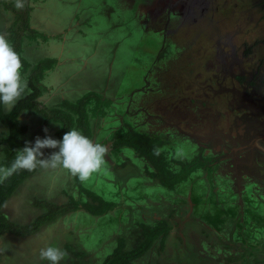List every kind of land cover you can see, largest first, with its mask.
Instances as JSON below:
<instances>
[{"label": "rangeland", "instance_id": "1", "mask_svg": "<svg viewBox=\"0 0 264 264\" xmlns=\"http://www.w3.org/2000/svg\"><path fill=\"white\" fill-rule=\"evenodd\" d=\"M105 1H107L106 6L110 7V11L106 12L107 16L114 15V24L119 25L117 32H126L122 29L123 26H126L130 35L138 39L142 34L146 38H153L154 34L151 32H154L156 34L155 53L158 52L160 46L158 37L163 36L161 40L167 44L163 53L151 55L140 51V55L136 58L132 52H127L129 54L127 60H132L139 65V68H142V70H137V79H140V82L136 86L137 89L129 94V100H132V103L126 111L123 110L126 108L121 98L115 105V108L120 110L112 111L109 110V107L108 111L102 109L104 112L111 113V115L107 113V116L114 115L116 118L112 121L108 117L107 122L110 125L107 124L106 128L103 125L104 120L100 118L103 116V111L100 109L99 103L89 108L88 98L84 101L82 110L86 113L88 125L91 126L88 121L90 120L93 122L96 132L97 130L107 132L100 140L94 139L97 133L93 136L91 133L92 137L90 136V138L94 142L106 145L109 152L105 157L108 167L104 166L89 178V190L85 184L82 188L92 193L93 191L99 193V197L109 208L101 214L100 218L90 216V218H85L84 222L77 219L78 223H91L87 225L90 226L88 233L86 229L82 230V228L77 231L74 227L73 229L66 227L59 233L58 236L62 238L63 245L65 241L68 242L65 247L63 245L61 247L69 253L68 258L62 260L60 264H100L122 242H124L125 250L137 248L143 239L142 231L145 227L153 228L157 225V227H165L166 224L169 225V230L164 240V248L160 245L161 237H159L143 256L132 260L131 264H225L222 260L225 261L228 258L225 257V253L223 256L220 255L216 249V247L226 248L225 236L217 238V241L215 237H207L203 234L202 236L209 242L201 241L202 237H198L199 231L203 229L202 222L204 221L193 213L192 192L187 194L193 182L188 181L173 190L168 189L171 193L169 196L151 194V192H155V187L161 188L162 186L158 180L148 174L149 163L131 149L126 151L123 148L122 152L118 153V158H115L112 152L117 148L113 145L112 137L118 128L124 131H135L144 137L157 138L161 141L160 147L167 153H171L173 168L177 169L179 163L188 162L187 156L191 153H196L195 156H197V153L205 148L203 141L208 145L214 144V142L212 143L214 136L222 133L221 138L229 137L241 123L243 125L249 123L248 127H254L259 132L263 130L264 7L262 0H171L172 6H169V0H158L155 2L154 9L149 11L150 20L146 24V32L141 29H139L140 31L132 29L131 22L128 25L123 22L120 26L118 22L120 17H117L116 14L120 10L119 7L122 6L121 9L126 11L124 16L131 15L128 12L130 10V6L127 4L129 0ZM90 2L94 3L95 0H90ZM83 4L84 2L81 3V5ZM171 14L175 15L167 23L165 19ZM130 20L128 19V21ZM138 23L140 22L138 21ZM139 40L141 41V39ZM130 42L127 41L125 45L127 48H131L134 53L137 50V45L134 46ZM84 44L90 46L88 43ZM108 44L110 47L112 46V43L108 42ZM125 45L120 46L125 47ZM121 49L123 50V48ZM110 57L111 54L108 58ZM148 62H152L153 68L149 73L145 69ZM126 64L123 55L118 65L112 66L113 75H110L105 68L99 73L106 72V76L109 75V78H106V84L109 79L113 85L120 79L117 70ZM94 77L91 78L94 79ZM115 80L117 82H114ZM38 88L41 86L39 85ZM95 94L97 95L91 96L97 98L100 95ZM111 98L116 101L114 95ZM111 102L110 99L102 104L107 107ZM71 115L77 117L75 112ZM35 119L33 117L25 119V115L22 116L23 124L26 123L29 127L28 133L21 135L20 139L25 136L27 142L33 143L37 136L42 137L45 134L46 137L56 129L50 126V123L53 122L44 124V126L38 124L32 128L36 131L31 137V121ZM45 128L48 129L47 133L44 131ZM113 129L115 130L113 131ZM110 131H112L111 134ZM4 132L5 127L0 124V137L4 135ZM259 136L251 135L246 140L254 141L257 145ZM176 138L180 140L175 141ZM172 140L179 143L176 146L177 153ZM259 141L264 145V140ZM227 157L229 156H225L222 160L225 161ZM207 168L209 165L196 171L198 178H195L194 181H197V187L201 191H206L208 187ZM45 170L38 177L43 182L52 173L59 174L62 171L68 173L60 168ZM110 174L111 182L119 186L121 191H129L135 186L137 189L134 188L129 194H136L139 198L147 200L146 202H136L126 199L128 203L124 208L127 210L126 215L128 214L129 221L128 225L122 228L126 230L123 231L124 233L118 232L116 225L113 224L115 221H119L117 219L119 204L118 201L111 199L110 194L114 192V188L108 182L103 181V176L109 177ZM65 176H69V173ZM95 182L100 188L92 187ZM36 183L37 178L29 186L24 183L21 195H16L20 190L18 186L13 197L4 205L3 211L16 222L26 223L43 212L31 203L34 197L46 198L47 201L56 203L66 201L67 194L62 192L46 196V192L43 193ZM60 187L57 184L55 188L59 189ZM147 190L150 192L148 197L145 193ZM73 196L80 198L79 190ZM9 207L13 210L10 211ZM65 220L67 223L72 222V218L68 216L65 217ZM118 237L119 239H117ZM33 239L38 240L35 247L37 254L28 258L15 255L14 263L9 260L7 264H49L48 261L41 260L39 257L40 250L48 246L45 245L46 241L39 237V233ZM108 239L106 245L105 241ZM51 243L60 247V239L55 236L52 237ZM101 244L106 246L102 247ZM210 245H213L214 248ZM86 247L90 249L87 252L88 255L81 251ZM17 249V246H11L10 243L7 247V251L15 252ZM26 250H29V247ZM249 252H253V255L246 256L247 264H257L254 257L264 256L261 249L255 251L254 248H250ZM75 255L77 258H74ZM237 260L242 263L244 258L238 257Z\"/></svg>", "mask_w": 264, "mask_h": 264}, {"label": "flooded vegetation", "instance_id": "2", "mask_svg": "<svg viewBox=\"0 0 264 264\" xmlns=\"http://www.w3.org/2000/svg\"><path fill=\"white\" fill-rule=\"evenodd\" d=\"M44 1L47 2L49 0H44ZM61 1L64 4L63 7L60 9L62 10L61 11L62 13L60 14L65 15L67 18H69L73 14V12L75 13L76 10L80 9L77 5H75L74 0H61ZM157 1L158 0H129L127 4L130 6L129 8L130 10L128 12H130L131 15L124 16L126 11L121 9L122 7L121 6L119 7L120 10H118V13L116 14L118 15L117 17H120L118 21L124 22L127 25L128 23L131 22L130 26L132 27V29L134 30L141 29L145 31L146 24L150 20L149 11L154 9L155 2ZM170 2L171 0H169V6H172L171 4L173 3ZM42 3H43L42 0H27V3L26 0H24V7L22 9H19L16 7V0H0V19H3V22L5 23L4 24L5 28L2 31L8 33V38L10 40H11L10 34L12 31L20 33L22 37L21 50H22V44L26 40V38H28L31 42V40L32 41H36L39 39L42 40L45 35L44 30H41L39 27L34 28L32 23L34 18L33 12H35V10L37 9L38 10L45 9L44 7H42ZM106 9L110 11V7L106 6L105 10ZM174 15L175 14H171L165 19L167 23H169V20ZM8 16H9L8 19L9 21L7 20ZM128 19L131 20L133 19V20L128 21ZM138 21L140 23H138ZM151 33L154 34L153 38L151 37L146 38L144 34L140 35L139 39H141V41L138 38L134 37L133 35H131L130 37L127 36L125 37L124 35L120 39L122 45L126 44L127 41H131L130 43L134 46L137 45L136 46L137 50L134 53L131 48L126 49L128 52L130 53L132 52L133 56L136 58L138 57V55H140V51L149 53L151 55L163 53L162 51L166 49L165 46L167 44L166 42L161 40L163 36L161 38L160 37L157 38L160 41L158 42L160 43V46L158 52L155 53L156 34L154 32ZM138 41H140L139 44ZM50 42L49 44H51ZM33 43L36 44L35 42ZM37 47L38 46L36 45V48ZM96 55L97 54L95 53V51L89 54L88 52H86V48H83L81 49V53L78 52V54L69 56V58L65 60V63L68 66L71 65V66H75V67L77 66L87 69L89 66L91 67L92 64H94V62L96 61L94 60ZM20 56H21V51H20ZM21 57L23 58V56ZM122 57L123 54H119V59L117 61L111 60V62L106 64L107 68L111 69V66H113L114 63L115 64L119 63V60ZM47 59H48L47 57H44L43 59H41L36 63V66L39 65L41 62V63H47L44 65L46 67L48 66L50 68L53 67V69H56L55 67L59 68L58 66L61 61L59 57H56V59H54V63L53 61L50 60L46 61ZM97 62L99 63L98 65L100 66L101 64H103L100 63V61ZM151 65L152 62H148V66L145 67L148 73L153 69ZM138 66L139 65L135 64L133 61H130L129 64L124 65V67H127L124 80L122 81L121 78L122 75H118L120 77L118 84L121 83L119 91L117 92V94H116V89L114 90L112 89L109 92V94L111 95L116 94L115 95L116 101L115 100L113 101V98H111V96H109L108 94H106L105 96L103 94H100L97 98H95V96H91L97 94L91 92L89 93L88 88H85L86 81L84 79H86V77L84 76L86 74L84 73H83L84 75L83 74L76 75L79 81L76 82L71 81L70 83L71 93L72 94L78 93V95H75L76 96L75 99H77L76 102H79L81 99H83V97H86V99L88 98L91 104V105L88 104L89 108H92L91 107L92 105L100 102L99 103L100 109L106 111H108V107L109 110L112 111L118 110L119 108H115V105H117L116 103L120 101L121 98V101L122 102L124 101L123 105H125L126 108L123 109L122 107V109L126 111L132 103V100H129V94L134 89H137L136 86L138 85V82H140V79H137L138 76L137 70L139 69L142 70V68H139ZM63 72L65 71L62 70V73ZM122 72L123 71H121L120 74H122ZM26 73L27 70L26 72H23L24 76ZM44 73L45 75L48 74L47 70H45ZM65 74L68 75V72H66ZM106 78H109L108 74L106 76V72H104L103 74L99 73L98 76L94 77V79L88 77L89 83L87 84V86L90 89L102 93H108L107 89H104V85L109 86L110 84L114 88L118 89V87H116L117 83L112 85L111 82H108V84H106ZM128 81L129 84L126 86L125 83ZM79 86L83 88L72 90L73 89L72 87H79ZM82 89H86L87 93L85 94L79 93V90ZM67 96L68 95L66 94L65 97ZM110 99L112 100V102L109 106L106 107L105 105L102 104L105 101L108 100L110 101ZM102 113L103 116H100V118L104 120L103 125L104 128H106L105 126L108 124L107 122L108 117H110L112 121L115 120L116 118L114 117V115H112L111 117L110 112L108 113L103 111ZM107 113L110 115L107 116ZM88 121L89 124H91L90 120ZM108 125H110V123ZM248 125L249 123H245L244 125L242 123L239 124L236 130H234V132H232L229 137L221 138L220 136H222L223 133L214 136V138L212 139V143L214 142V144H209L210 146L208 144H205V141H203L205 148H203V150L199 152H201L202 156H205L207 158L210 157V161L208 163L209 168H207V176H206L208 180V187L206 191L205 190L201 191V189L197 187L198 186V184L196 183L197 181H193L195 178H198L197 176L198 173L194 174L195 177L192 176L190 179V182L191 183L193 182L194 184L193 185L191 184V188L189 189V191L190 192L192 191L195 194L196 192H200L198 194H201L200 196L206 199V205L204 204V202L201 203L203 208L202 210H204V212L202 213L200 211V213H196V215H198L200 219L201 218L206 219L203 220L204 222H202L203 224L202 230L206 232L205 235L208 237L211 236L212 234L215 235L214 237L219 238L223 236L222 233L225 234L224 236L227 241L226 248L222 247V249H220L216 247L220 255L223 256V254L225 253V257L228 258L225 261L222 260L223 262H225V264H247L245 262L246 256L253 255L252 254L253 252L252 253L249 252L250 248H254L255 251L256 250L260 251L261 249V251H263L264 253V249H262L264 248V148L257 146L254 143V141L250 142L249 140H246V138H249L251 135L254 136L255 134L260 135L259 136L260 138L257 139V141L264 140V129L259 132L258 129L254 127L250 128L248 127ZM89 127H90V132L92 133L93 136L94 133L92 132V126ZM117 129L116 130L113 129V131L115 130L116 132ZM111 132L112 131H110V134ZM95 133H97V135L94 138L100 140L104 134L106 135L107 132L105 133V130H101V131L97 130V132L95 131ZM177 140L180 139L176 138L175 141ZM172 141H173V146L176 149V146H178L179 143L177 142L175 143L174 140ZM261 145H263V143H261ZM123 148L126 151L131 149L126 146L118 147L117 149L113 150V152L115 151V153L112 154L118 158V153L122 152ZM193 150H195V148H193ZM176 153H177V149H176ZM195 155L196 153L195 154L191 153L189 156H187L188 158L187 161H192L196 157H198ZM197 155H199V153H197ZM225 156H229V157H227V159H225L224 161L222 159ZM0 167L5 168V166L2 165ZM98 188H100L99 185L96 186V189ZM163 192L168 193L166 189H163ZM145 193L148 194L147 192ZM110 195H111V199L113 198L115 200H118V202H120L122 199L120 195L115 194L114 192H111ZM129 195L131 196V198H133V200L137 202L147 201L145 199L139 198L138 195L136 194H129ZM194 210H195V204H194ZM78 213H79L78 215L79 217H77V219L80 220L81 222H84L85 218H90V216L86 212H78ZM67 216L72 217V214H68ZM209 220L213 221V225L209 226L208 222L211 223V221ZM206 228H208V230L211 233L208 232ZM200 240L206 241L207 239L202 236ZM211 247L214 248V246ZM238 257H241V259L244 258L242 263L241 261H239L240 263L238 262L237 260ZM254 258L257 264H264V256H262L261 258H259V256Z\"/></svg>", "mask_w": 264, "mask_h": 264}, {"label": "crops", "instance_id": "3", "mask_svg": "<svg viewBox=\"0 0 264 264\" xmlns=\"http://www.w3.org/2000/svg\"><path fill=\"white\" fill-rule=\"evenodd\" d=\"M42 7H44L45 9L43 10H35V12H33V26L34 28L39 27L41 30H44V37L42 40H36V41H32L30 42V40L28 38H26V40L23 42L22 44V50H21V56H23V58L26 60V63L28 64L27 66V73L25 74L26 78L28 76V74L36 67V63L38 61H40L41 59H43L44 57H47L48 60L53 61L54 63V59H56V57L60 58V63H59V68L55 67L56 69L50 68L47 69L48 74H46L41 82L42 85V94L39 96L38 100V104H39V109H47V110H53V109H62L64 111H67V107H69L70 103L71 104H75L77 103L75 99V95H78V93H71V87H70V83L72 82H76L79 81V79H77L78 77L76 75H81V74H86L84 77H86V79H84L86 81V86L85 88H88V92L90 93H98V94H103L104 96L106 94H108L109 96L112 95H116L117 92L119 91L120 88V84L121 83H117L116 87L114 88L113 86H111L109 84V86H105L104 85V89H107L108 93H102L93 89H90L87 84L89 83V79L88 77H94V76H98L99 72L105 68L106 71L108 70V72L110 73V75H113V69L111 66V69L107 68V63L112 61H117L119 59V54H123L124 55V59L126 61L127 64L130 63V61L132 60H127V55L129 56V54L127 53L128 51L126 50L127 47L125 45V47L120 46L122 45L121 42V37H123L125 35V37H130L131 33L126 29V27H122V29H124V31L126 32H117V28L119 27L118 24H114L115 20H113V16H110L106 14L107 9L105 10L106 7V1L104 0H95L94 3H91L90 0H74L75 5H77L80 9L76 10L75 13L73 12V14L67 18L65 15H61L60 13H62L60 10L63 7V2L61 0H49V1H44L42 0ZM81 2H84L83 5H81ZM51 4V5H50ZM46 5V6H45ZM75 8V7H74ZM104 10V11H103ZM78 13V14H77ZM109 13V12H108ZM4 18V16H3ZM9 19V16L7 17V20ZM9 21V20H8ZM120 26L123 24V22H120ZM5 23L3 22V19H0V33L6 35V37L8 38V33L4 30V25ZM8 40L11 42V40L8 38ZM93 40V41H92ZM52 41V42H50ZM33 42H35L36 44H34ZM49 42L51 44H49ZM109 43H112V46H109ZM84 43H88L90 44L89 47L85 46ZM32 44V45H31ZM36 45L38 46L36 48ZM86 48V52H88L89 54H91L93 51H95V53L97 54L95 56L96 60L94 62V64H92V66L88 67L87 69L82 68V67H75V66H71V65H66L65 60L67 58H69V56H72L74 54H78L81 53V49ZM123 48V50L121 49ZM111 54V57L108 58V56ZM53 59V60H52ZM97 61H100V63H103L100 65H98L99 63ZM47 64V63H45ZM112 64V63H111ZM54 65V64H53ZM98 65V66H97ZM114 65H118L117 64H113ZM62 69L63 72L62 73ZM126 70L127 67L123 68L122 70L118 71L122 72V81L125 78L126 75ZM66 72H68V75L65 74ZM83 74V75H84ZM109 82V79H108ZM114 82H117L116 80ZM108 84V83H107ZM129 84V81L125 83V85L127 86ZM107 87V88H106ZM69 88V89H68ZM72 90H77L83 87H72ZM116 89V94H109V92L111 90ZM79 93H87L86 89H82L79 90ZM68 95L67 97H65V95ZM99 96V95H98ZM116 97V96H115ZM69 103V105H68ZM7 111V110H5ZM40 111H33V112H23L20 116V122L23 124L21 118L22 116L25 115V119L27 117H33L36 118L35 120L31 121V132L32 134L30 135L31 137L34 135V132L36 130L32 129L35 128L36 125L41 124L42 126H44V124H48L50 122L47 121H43V116L41 113H38ZM95 122V121H94ZM5 127V132L4 135H2L0 137V146H1V151H0V166H1V162L3 160V158L5 157V146L2 145L1 140L7 136V134L9 133L8 130V126L5 123H0ZM24 125L27 127L28 130V124L24 123ZM51 128H56L54 131L50 132V134H54L58 129L59 126H57L54 123H50ZM49 126V127H50ZM91 126L93 129V133L95 134V128H93V122H91ZM27 130L23 133L19 134V139L21 135H25V133L27 132ZM30 132V133H31ZM41 132V131H40ZM38 132V133H40ZM28 133V132H27ZM45 135V134H44ZM42 136L41 138H44L45 136ZM30 137V139H31ZM95 137V136H94ZM25 140L26 141V137L24 136L21 140ZM96 139V138H94ZM97 140V139H96ZM27 142V141H26ZM34 144V142H33ZM129 149V148H128ZM132 150V149H131ZM112 153H115L112 152ZM117 158V157H115ZM105 167H108L107 163H105ZM104 167V166H103ZM0 168H4V167H0ZM7 169V168H6ZM46 171L45 169H38L35 173H33L31 176L27 177L26 179H24L22 181V183L19 185V191H17L16 195H21L22 191V185H24V183H26L27 186H29L32 181H34L35 178H37V187L39 189L42 190V192H46V196H53L55 194H59V193H65L67 194V199L68 200V196H73L75 194L76 191L79 190L80 192V198H76L81 202H85L87 200H89V197L80 191V186H83V184L86 185V187H88L87 189H90V185L87 181L86 182H81L78 178L73 177L71 174H69V176H65L68 175V173L66 174L64 171L60 172L59 174L56 173H52L49 177H47L48 179H46L44 182L39 179V175L40 173H42V171ZM54 174V175H53ZM104 180L108 182L112 188H114V192L115 194H118L121 196L122 200L120 202H118V209H119V214L117 219L119 220L118 222L115 221L113 224L116 225L117 227V231L120 233H124L123 231V226H127L128 225V214L126 208H124L126 206V204L128 203L127 200H133V198H131V196L129 195V192H131L134 188H136L135 186L132 187L131 190L129 191H121L119 186L113 184L111 182V174L110 176H106L104 175ZM66 178V179H65ZM65 179V181H64ZM36 181V180H35ZM194 181V180H193ZM57 184L59 186H61L59 189L55 188L57 187ZM194 184V183H193ZM35 186V184H33ZM97 186L96 182L95 185L93 184L92 187ZM55 188V189H54ZM96 188V187H95ZM24 190V188H22ZM137 189V188H136ZM155 192H151L158 195V194H165V195H171V193L169 192V190L165 187H155ZM163 189H166L168 191V193L163 192ZM44 190V191H43ZM139 190V189H138ZM93 191V190H92ZM140 191V190H139ZM192 192V191H191ZM93 193L97 194V196H100L99 193L93 191ZM147 195L146 197L149 196L150 192H148L147 190ZM190 193L187 192V194ZM192 196L191 198L194 201L195 204V210H194V205H193V213H200V211L203 213L204 210H202V205L201 203L204 202V204L206 205V199H204L202 196H200L201 194H195L194 192H192ZM45 195V194H44ZM78 195V194H77ZM13 197V196H11ZM11 197L9 199H11ZM199 198V199H198ZM9 199L7 201H9ZM35 199L37 200H46V198H37L34 197L32 202L33 205ZM115 200V199H114ZM146 200V198H145ZM6 201V202H7ZM118 201V200H116ZM135 201V200H133ZM47 202H51V201H47ZM137 202V201H136ZM52 203H56V202H52ZM197 203V206H196ZM6 204V203H5ZM4 204V205H5ZM213 206V204H212ZM4 207V206H3ZM3 207H2V212L3 214L6 216V218L17 225H26L29 224L32 220H28L26 223L23 222H16L13 218L9 217L4 211H3ZM36 207V206H35ZM10 211H12L13 209L11 207ZM37 209L42 210L41 208L37 207ZM78 212H86L89 216H96V218H100L101 215H93L90 212H88L86 209H84L83 207H80L77 210L74 211H70L67 212L61 216H59L55 221H52L50 223H47L45 225H43L39 231L33 235L30 236H26V237H21V236H14V235H10V234H6V236L2 235L0 237V264H7V262H9V260L11 261V263L13 261V258L15 257V255H20V257H32L34 256L36 253V243L38 240H34L33 238H35V236L39 233V237L43 238L46 241L45 245H52L51 240L52 237L55 236L56 238L60 239V248L61 245H63L62 243V238L59 237V233L61 231H63L64 229H66V227H69L71 229H73V227L78 231L79 229L90 231V226H87L88 224H91L89 222H87L88 224H83V223H78L79 221H77V217H79V213ZM68 214H72V222H66L65 217ZM76 215V216H75ZM197 217H199L198 215H196ZM125 217V218H124ZM200 218V217H199ZM96 220V219H95ZM202 220H206L204 218H202ZM211 221V220H209ZM60 223V224H59ZM209 226L213 225V221H211V223H209ZM85 226V227H84ZM87 226V227H86ZM205 227V226H204ZM206 230L208 232H210L208 230V228H206ZM197 232V231H196ZM88 233V232H87ZM206 232L202 229L201 231H199L198 233V237H202L203 234H205ZM211 233V232H210ZM51 235V237H50ZM222 235L224 236L225 234L222 233ZM4 236V237H3ZM215 235H211L210 237H214ZM65 237H69V236H65ZM216 240L218 241V237H215ZM31 239H33L32 241H30ZM119 239V237L117 238ZM116 239V240H117ZM166 239V236L164 238V240ZM42 240V239H41ZM49 240V243H48ZM105 241V240H103ZM109 241V239L106 242ZM9 243L11 246H17L18 249L13 252L12 250H8L7 251V247H9ZM65 244H68V242L65 241ZM65 244L63 245L65 247ZM105 244L103 246H106ZM102 246V244H101ZM102 246V247H103ZM213 246V245H211ZM27 247H29V250H26ZM46 248V247H44ZM29 251V253H28ZM82 252H84L85 254H87L88 251H90L89 248H83V250H81ZM73 252V251H72ZM75 252V251H74ZM73 252V253H74ZM88 255V254H87ZM74 258H77V256L75 255Z\"/></svg>", "mask_w": 264, "mask_h": 264}, {"label": "trees", "instance_id": "4", "mask_svg": "<svg viewBox=\"0 0 264 264\" xmlns=\"http://www.w3.org/2000/svg\"><path fill=\"white\" fill-rule=\"evenodd\" d=\"M264 7V0H262ZM11 44L14 49L20 54L21 51V34L12 31L10 34ZM23 62V72H26L28 64L21 57ZM45 63L37 65L28 75V88L31 89L30 93H27L20 99L11 111H5L3 104H0V123H5L8 126L9 133L4 137L1 142L5 146V157L3 158L1 165L5 168H9L14 161L17 150L25 146L26 141L19 139V134L27 130V127L20 122L19 116L26 111H40L45 116L47 121H56L61 123V128L52 134L55 139L62 140L63 135L70 131L72 128L79 129L84 135L90 138V127L87 123V116L83 109L84 101L86 97H83L79 102L69 105L68 111L62 109L53 110H40L38 104V97L42 94L41 82L45 75V70L50 69L49 66H44ZM125 67H121L118 71ZM123 75V74H118ZM39 85L41 88H38ZM100 103V102H99ZM42 111V112H41ZM77 117H73L71 113H74ZM86 119V120H85ZM113 145L118 147H129L133 149L137 155L147 161L150 165L148 174L158 180V183L169 189L173 190L180 184H186L190 181L191 177L198 173L196 172L200 168L208 166L210 157L207 158L201 155L199 152L198 157L192 161L181 162L179 167L173 168V158L171 153H167L160 147L161 141L157 138H148L135 131L117 130L113 134ZM45 155H50L54 149H44ZM207 164V165H206ZM38 170V169H37ZM36 170V171H37ZM34 172L21 170L13 173L3 183H0V237L5 234L14 236L26 237L33 235L39 231V229L52 221H55L59 216L79 209L83 207L93 215H101L105 212L107 205L103 200L95 193L89 192L80 186V191L85 193L89 200L81 202L73 196H68V200L62 203H52L45 200L35 199L34 204L43 210L39 215L35 217L29 224L24 226L17 225L10 222L2 212V207L6 201L13 196L17 187L22 183L24 179L31 176ZM76 178V177H75ZM93 196V197H92ZM160 222V221H158ZM165 224V222L161 221ZM158 226V225H157ZM145 227L142 231L143 239L139 242L137 248L125 250L124 242L120 243L116 249L110 253L106 259L100 264H131L130 262L138 257L143 256L153 245L156 239L161 237L160 245L164 248V238L169 230V225L165 227ZM157 227V228H156ZM81 264V263H79Z\"/></svg>", "mask_w": 264, "mask_h": 264}, {"label": "clouds", "instance_id": "5", "mask_svg": "<svg viewBox=\"0 0 264 264\" xmlns=\"http://www.w3.org/2000/svg\"><path fill=\"white\" fill-rule=\"evenodd\" d=\"M16 7L22 9L24 0H16ZM22 70L23 62L20 54L6 35L0 33V104H3L7 111H11L26 92L31 91ZM43 121H47L45 117ZM52 122L57 126L61 125L60 122ZM44 131L47 133L48 129L45 128ZM51 135L44 138L37 136L34 144L29 141L24 147L19 148L11 166L7 169L0 168V183L21 170L34 172L37 169L57 168L65 170L83 183L105 165L109 148L102 143L94 142L79 129H70L63 135L62 140L55 139ZM257 146L264 148L259 140ZM44 149L55 151L46 156ZM68 256L66 250L54 245L42 248L39 253L40 259L48 261L49 264H60Z\"/></svg>", "mask_w": 264, "mask_h": 264}]
</instances>
